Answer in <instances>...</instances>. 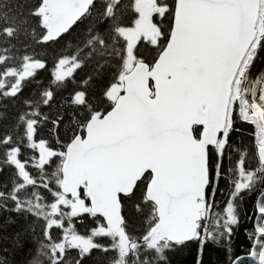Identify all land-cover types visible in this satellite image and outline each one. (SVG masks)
Wrapping results in <instances>:
<instances>
[{
  "label": "snow or ice",
  "instance_id": "obj_1",
  "mask_svg": "<svg viewBox=\"0 0 264 264\" xmlns=\"http://www.w3.org/2000/svg\"><path fill=\"white\" fill-rule=\"evenodd\" d=\"M241 229L264 264V0H0V264H242Z\"/></svg>",
  "mask_w": 264,
  "mask_h": 264
},
{
  "label": "trees",
  "instance_id": "obj_2",
  "mask_svg": "<svg viewBox=\"0 0 264 264\" xmlns=\"http://www.w3.org/2000/svg\"><path fill=\"white\" fill-rule=\"evenodd\" d=\"M246 227H252L251 222H249ZM234 251L237 256H245L248 255V252L251 251L249 241L247 240L243 229L237 235L236 241L234 243ZM221 258H223L221 254Z\"/></svg>",
  "mask_w": 264,
  "mask_h": 264
},
{
  "label": "rangeland",
  "instance_id": "obj_3",
  "mask_svg": "<svg viewBox=\"0 0 264 264\" xmlns=\"http://www.w3.org/2000/svg\"><path fill=\"white\" fill-rule=\"evenodd\" d=\"M247 260H249V259H247ZM252 261H254V259ZM242 264H254V263L253 262H247L246 259H243Z\"/></svg>",
  "mask_w": 264,
  "mask_h": 264
},
{
  "label": "bare ground",
  "instance_id": "obj_4",
  "mask_svg": "<svg viewBox=\"0 0 264 264\" xmlns=\"http://www.w3.org/2000/svg\"><path fill=\"white\" fill-rule=\"evenodd\" d=\"M243 259H246L247 262H253V263H254V261H252V260H253V257H251V256L248 257V258H242V260H243ZM247 259H249V260H247Z\"/></svg>",
  "mask_w": 264,
  "mask_h": 264
}]
</instances>
